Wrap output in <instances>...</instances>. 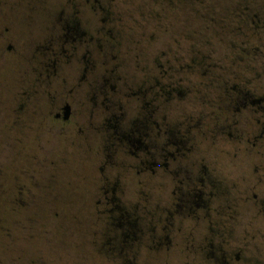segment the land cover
<instances>
[{"label": "flooded vegetation", "instance_id": "af4514ba", "mask_svg": "<svg viewBox=\"0 0 264 264\" xmlns=\"http://www.w3.org/2000/svg\"><path fill=\"white\" fill-rule=\"evenodd\" d=\"M137 1L0 0L28 12L0 14V59L16 62L19 85L10 99L24 101L3 127L19 145L26 133L46 150L44 136L65 142L50 150L57 160L41 145L22 152L16 192L5 165L1 207L40 208L37 169L76 152L104 218L80 227L87 263L263 264L252 255L264 238V0H144L138 33L121 23ZM38 7L39 29L24 36L16 24ZM14 228L19 243L49 247L57 227H5L3 264H22ZM42 252L29 264H52Z\"/></svg>", "mask_w": 264, "mask_h": 264}, {"label": "rangeland", "instance_id": "374dc122", "mask_svg": "<svg viewBox=\"0 0 264 264\" xmlns=\"http://www.w3.org/2000/svg\"><path fill=\"white\" fill-rule=\"evenodd\" d=\"M50 4H55L60 0H47ZM67 1V0H66ZM128 1V0H126ZM132 3L133 0H129ZM140 0L137 3L133 4H125L124 8L127 10V19L126 21H122V25H127L126 29H130L132 31L144 32L145 31V16L146 6L144 5L145 1ZM29 8H33V6H29ZM42 9L39 7L32 13L31 19L33 22L29 23L27 18H20L19 24H16L21 33L24 36H29L30 34L38 31L40 21L42 22ZM27 5H17L12 9H10V5H0V14L1 15H16L20 14L21 16L26 15ZM202 38V39H201ZM161 35H156L154 37L155 45L163 44L161 40ZM192 40V38H189ZM200 39L203 42H207L205 37L200 36ZM26 42V41H25ZM16 65V62H12V60L0 59V264H3L4 258L7 256L4 250L5 241L3 238L4 228L5 227H15L16 223L19 221H36L41 226V232L44 233V227L49 225L50 222H54L57 227L54 236H52V240L49 241L50 245L48 247V239H46V246H41L44 241L40 238H36L34 244H27L24 240L18 242V234L20 232L13 229L14 236V244H12V249L10 250V256L17 258L21 257L22 264H29V258L36 256L37 252L44 253L45 251L48 257L53 258L52 264H90L92 262H88L84 260L85 256L83 255L86 251L85 248H81L83 243L84 245V235L81 233L82 223L86 221H97L104 219L102 215L99 213L100 208H94L96 202L99 200L100 194L95 191L90 197L87 196V190L90 186V181L84 179L89 176V168L91 166L88 163V160H85V163H81V155H77L76 152H73V156L69 157V166L68 164H55L52 166H39L37 172L41 177L40 186L42 187L40 190V208H3L4 198L2 195V190L5 187H2V177L5 171V165L8 167L7 173L9 174V183L14 184V190L16 192V187L18 185L17 180H13L16 174L22 170V166L26 164V159L23 153H27L28 151H33L34 141L32 139L31 133H26V136L21 139L23 142L17 144L16 139L17 133H6V129L4 128V117L5 114L9 113L12 110L19 111L21 110L22 104L24 101L22 100H11L10 96L14 93H17V89L19 85L13 82L14 74L13 67ZM13 82V83H12ZM3 129L5 131H3ZM7 136H9L7 138ZM15 136V138H14ZM44 145L49 148V152H47L46 148H42V144L38 143L37 145H41L39 148V157L41 159L46 158V156H50L51 159L57 160L61 155L56 153V151L51 152L50 150H59L63 149L65 142L59 141L54 136H44L42 138ZM8 149V157L6 155V150ZM19 148V149H18ZM37 148V149H38ZM23 152V153H22ZM10 155V156H9ZM6 161L8 164H6ZM66 165V166H65ZM47 167V168H46ZM59 176L55 179L53 177L52 172H56ZM96 172H91L94 177H96ZM99 172V171H98ZM65 178H69L70 180L65 181ZM68 182V183H67ZM12 183L11 186L12 187ZM60 184L62 186L56 187V193L54 192L55 185ZM53 186V189H52ZM52 189V190H51ZM55 193V196H52ZM19 198V197H18ZM35 198L25 196L24 201H32ZM91 208H89V206ZM33 210L38 214L33 213ZM7 220V224L5 221ZM17 233V234H16ZM45 234H42V236ZM263 240V241H262ZM262 243H260L259 249L254 248L253 257L257 260L264 262V238H262ZM20 245V247H15L16 244ZM40 245V246H39ZM9 253V251H8ZM189 253L188 250L185 251V257ZM26 254V256H25ZM28 262V263H27ZM142 263V261H138L137 264ZM186 262V260H185ZM16 263V262H15ZM32 263V262H31ZM150 263V262H149ZM10 264H14L12 260ZM33 264V263H32ZM50 264V263H49ZM94 264V261H93ZM104 264V262H102ZM152 264V263H150ZM153 264H181L176 259L168 260V261H154ZM201 264H211L208 261L202 260ZM264 264V263H263Z\"/></svg>", "mask_w": 264, "mask_h": 264}]
</instances>
